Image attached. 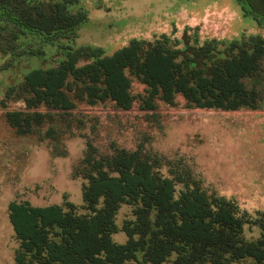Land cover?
<instances>
[{"label": "trees", "instance_id": "trees-1", "mask_svg": "<svg viewBox=\"0 0 264 264\" xmlns=\"http://www.w3.org/2000/svg\"><path fill=\"white\" fill-rule=\"evenodd\" d=\"M75 1L0 0V53H24V34L46 41L74 36L87 19L86 11L69 9ZM240 2L264 21V0ZM219 44L191 43L185 36L178 46L161 34L132 38L110 55L100 47H68L56 65L32 68L8 86L6 100L22 101L26 110H7L5 121L19 135L46 127L43 139H55L56 117L78 100L91 105L111 100L129 109L133 77L145 85L146 109H154L157 99L173 105L177 94L188 106L258 108L264 100V38L251 36L242 45L232 41L231 52ZM112 148L96 157L87 143L81 168L84 213L71 202L65 207L9 202L8 220L18 240L13 264H264V211L251 221L235 201L208 194L187 167L177 163L163 175L161 156L142 146ZM177 184L183 186L178 192ZM122 203L133 206V218L121 225L125 241L116 242L112 235L119 230L115 218ZM249 221L260 230L254 240L243 235Z\"/></svg>", "mask_w": 264, "mask_h": 264}, {"label": "rangeland", "instance_id": "rangeland-1", "mask_svg": "<svg viewBox=\"0 0 264 264\" xmlns=\"http://www.w3.org/2000/svg\"><path fill=\"white\" fill-rule=\"evenodd\" d=\"M69 9L87 14L74 36L46 41L24 34L20 37L24 53H0V264H13L18 246L8 220L10 201L64 207L71 202L77 213L85 212L81 168L87 143L94 146L96 157L111 154L113 145L128 150L142 146L161 156V174L168 175V168L179 163L208 194L235 201L251 221L263 212L264 100L256 109L223 110L188 106L177 94L173 105L157 99L154 109H146L141 103L145 85L133 77L130 90L135 100L129 109L111 100L93 105L78 100L64 116L56 117L55 139H43L46 127L17 134L4 113L26 110L22 101L6 100L8 86L20 83L32 68L56 65L68 47H100L110 55L132 38L151 40L165 34L178 46L185 36L197 44L215 39L219 49L231 52L232 41L242 45L251 36L264 38V21L244 10L240 0H76ZM181 188L176 185L177 192ZM132 208L120 205L114 241H125L120 228L125 219L133 218ZM251 221L243 226L247 240L260 232Z\"/></svg>", "mask_w": 264, "mask_h": 264}]
</instances>
